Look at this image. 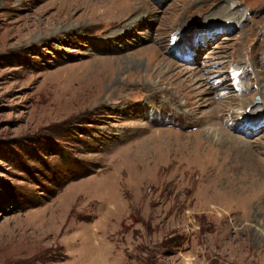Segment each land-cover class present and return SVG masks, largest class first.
Here are the masks:
<instances>
[{
	"label": "rangeland",
	"instance_id": "1",
	"mask_svg": "<svg viewBox=\"0 0 264 264\" xmlns=\"http://www.w3.org/2000/svg\"><path fill=\"white\" fill-rule=\"evenodd\" d=\"M0 264H264V0H0Z\"/></svg>",
	"mask_w": 264,
	"mask_h": 264
},
{
	"label": "bare ground",
	"instance_id": "2",
	"mask_svg": "<svg viewBox=\"0 0 264 264\" xmlns=\"http://www.w3.org/2000/svg\"><path fill=\"white\" fill-rule=\"evenodd\" d=\"M150 90V89H149ZM98 92L97 90H88L84 96L82 98L81 101H79V103L81 104V106H77V108H79L78 110L82 109L83 111H88L87 110V104L86 102H88L89 100L91 99H94L95 97L94 96H98ZM78 103V104H79ZM93 105V104H92ZM91 106V105H90ZM91 108V107H90ZM75 109V108H74ZM72 110V109H71ZM77 110V109H76ZM86 196H81V195H77V196H72L71 194H66L65 197L62 199V208L65 209V208H68L70 207L72 204L71 203H74L75 205L78 203L79 205L80 204H83L82 201H84L86 199ZM109 204V203H108ZM55 210V209H54ZM54 210L52 211V207H49V209H47V211L49 212L50 214V217H54L55 215L53 213ZM75 210V209H74ZM107 210H109V208H107ZM56 211V210H55ZM61 217V215H60ZM46 223H47V220H46ZM92 229V228H90ZM97 233L95 230L90 232V236L87 238V247H88V252L90 254H97L101 251V245L99 242H94L92 239L96 238L97 239ZM103 250V249H102Z\"/></svg>",
	"mask_w": 264,
	"mask_h": 264
}]
</instances>
